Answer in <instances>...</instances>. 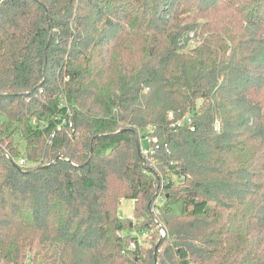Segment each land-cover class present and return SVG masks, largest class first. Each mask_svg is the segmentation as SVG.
<instances>
[{
    "label": "trees",
    "instance_id": "16d2710c",
    "mask_svg": "<svg viewBox=\"0 0 264 264\" xmlns=\"http://www.w3.org/2000/svg\"><path fill=\"white\" fill-rule=\"evenodd\" d=\"M0 264H264V0H0Z\"/></svg>",
    "mask_w": 264,
    "mask_h": 264
},
{
    "label": "rangeland",
    "instance_id": "374dc122",
    "mask_svg": "<svg viewBox=\"0 0 264 264\" xmlns=\"http://www.w3.org/2000/svg\"><path fill=\"white\" fill-rule=\"evenodd\" d=\"M134 203L135 202L132 199H122L121 204L119 206V215L123 220L129 221L128 219H131L130 221L135 222V220L132 218ZM137 235H139V237L142 239V242H145L147 245L150 243L152 239L157 241L158 236L159 235L162 236L159 229L153 235H151L149 232L145 230L143 232L142 231L139 232V234Z\"/></svg>",
    "mask_w": 264,
    "mask_h": 264
},
{
    "label": "built area",
    "instance_id": "2783aa9c",
    "mask_svg": "<svg viewBox=\"0 0 264 264\" xmlns=\"http://www.w3.org/2000/svg\"><path fill=\"white\" fill-rule=\"evenodd\" d=\"M5 155H6L7 158H10V155L8 154V152H5ZM25 162L26 161H25L24 158H20V159H18L16 161L17 165H19V166H25L26 165ZM158 226H159V231H160L161 235H164V229L160 225H158ZM141 241H142V239L138 235V241L137 242H141ZM135 245H136V242L135 241H131L129 246L130 247H135Z\"/></svg>",
    "mask_w": 264,
    "mask_h": 264
},
{
    "label": "water",
    "instance_id": "95a60500",
    "mask_svg": "<svg viewBox=\"0 0 264 264\" xmlns=\"http://www.w3.org/2000/svg\"><path fill=\"white\" fill-rule=\"evenodd\" d=\"M137 146H138V149H139V144H137ZM160 242H161V239H160V241L157 243V245H156V247H155V251L157 250V247H158V245H159Z\"/></svg>",
    "mask_w": 264,
    "mask_h": 264
}]
</instances>
